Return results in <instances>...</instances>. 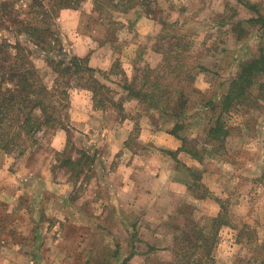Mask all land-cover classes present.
<instances>
[{
  "label": "rangeland",
  "instance_id": "obj_1",
  "mask_svg": "<svg viewBox=\"0 0 264 264\" xmlns=\"http://www.w3.org/2000/svg\"><path fill=\"white\" fill-rule=\"evenodd\" d=\"M42 1L46 5L47 11L50 12V20L54 24L53 29L60 37L61 45L56 47L54 43H52L53 45L45 44V47L42 46L41 48L40 46L41 49L47 48L44 49L46 52H43V50L34 45L36 42L32 43L29 40V37L17 36L15 27L9 23H7L10 26L9 28L3 27L1 22L0 45L4 41L10 43L18 38L23 48L30 47L35 55L33 57V65L23 64L25 68L32 67L33 70H36L50 89L54 87L55 70L62 69L57 65L60 61L68 65L73 62L71 61L73 58L84 59L83 64L88 63L92 69L97 71V73L93 74L94 79L99 80L108 88L107 90H102L97 99L105 100V108L102 110L95 109L94 107L97 103L95 104L93 101V93L81 87H76L75 84L77 83L73 77H67L66 82L68 84L63 81L62 88L69 91V104L71 103V98H77L76 104H79L78 97L87 96L81 93L89 94L91 101H89V98L85 100L91 102L90 106L95 109L94 111L98 112V116L102 117L96 127L92 128L96 130L109 125L113 116H117L111 109L119 110L122 114L123 110L121 108L126 101H129L126 99L127 95L120 85L122 80L120 77L121 72H125L128 78L132 80L137 75V71L143 70L149 60L153 62V57L150 56L151 51H156V53L161 55L162 61L158 62L153 69L158 68L163 62V55L172 53L175 50V44L180 41L181 47L188 48L187 57L183 64L187 68L194 70L195 80L191 83L187 82V85H192L193 88L199 91L192 95L190 115L185 122L184 120L182 121V126L196 140L200 137L202 127L206 124L205 122L212 117L211 115H205V111L208 110V107H206L208 101L216 98V96L221 98L220 96L227 89L229 82L234 80L239 73L240 64L259 59L264 54V0H122L121 3H118V0H77L76 5L66 6L61 10H54L52 3H50L51 1ZM248 1L252 2L254 9L242 4L243 2L246 4ZM15 3V8L18 11L22 10L20 18L27 20V12L23 10L29 9L28 5L31 4V0H16ZM134 8L137 12L148 14L156 21L165 23L164 21L168 20L170 23H165L159 36L154 39L147 34L142 35L139 33V30L145 27L144 23L141 26L133 25L131 28L132 33L126 32L118 18H121L120 13L133 10ZM40 20V24L48 26L47 19L42 20L40 18ZM117 32L119 36L124 38V42L125 39L130 40L127 42L126 49H124L126 42L117 43ZM121 48L126 55L125 59H123L124 62L118 63L117 49ZM53 50L54 52L51 53L50 51ZM22 56L25 59L29 58L26 52ZM148 56L150 59H148ZM9 58L10 56L7 53L1 54L0 52V65L12 67L9 64ZM135 64L138 67L136 69L134 68ZM201 66H207L211 70H201ZM1 76L2 73L0 74ZM41 79L39 78L38 82ZM172 80L178 81V79ZM224 85L226 86L224 87ZM7 87L12 88L10 84ZM248 92L250 95L245 96V102L228 114L227 125L230 128V137L227 143V152L224 153V150L217 146L216 150L207 155L208 157L203 165L205 170L220 169L222 175H227V183H224V186L230 191L228 184L231 183L232 185H229L232 190L228 195H234L233 203H228V210L230 209L233 213L234 230L244 229L242 237H239L241 235L240 231L238 234L237 231L230 229L222 232V245L219 250V257L221 256L220 264H264L262 262L264 261V180L254 175V172L258 174L259 171L264 170V101L259 100L261 98L259 94L262 96L264 94L258 90L256 85H253ZM117 103L121 104L122 107L120 106L121 108L117 109ZM137 105L141 111L139 115L146 112H152L147 115L155 113L154 111H147L138 103ZM79 106L81 107V104ZM128 108H132V106H128ZM84 112H86L85 109ZM156 113L159 114L158 112ZM67 114L70 116L69 111H67ZM192 114L194 115L192 116ZM124 115L125 113L122 114L123 117ZM70 122L71 120L69 121V119L67 122L65 121L63 127L66 124L70 125ZM158 126L160 127V123ZM250 128H254L256 134L252 133ZM139 129L136 125L133 127L131 143L136 142L135 139L139 135ZM98 133L96 132L93 136V141H101L102 136L98 138L100 136ZM38 139H42L40 135H38ZM200 142L202 140L198 139L196 143L200 144ZM37 148H33L30 151L31 154L28 153L24 157L19 156L17 153L14 154L15 167H30L34 161L32 158ZM102 151L103 148L101 149ZM66 153L65 157L57 162L59 168H56L57 173H55L56 180L63 185L67 183L69 177L65 173L66 170L62 169L60 165L62 161L67 160L68 156L76 155L75 147L69 145ZM130 158L131 155L129 153L126 155L124 153L119 154L117 166L121 163L125 165ZM152 158L150 155L142 157V159L149 161L148 163L154 161ZM90 161L92 164L91 158ZM142 166L144 167L139 160L137 168L141 169L140 167ZM257 167L259 171H257ZM123 172L127 173V171ZM133 173L140 174L137 171ZM85 176L92 177L91 168L88 169ZM129 177L132 181L133 179L134 181L137 180L133 174H130ZM122 180L117 182V208L120 202L122 208L131 205L136 195L130 194L131 183H128L129 178L127 179V176H125ZM206 180L207 182L212 181L209 177H206ZM27 182L29 183L30 181L28 180ZM96 182L93 177L90 186L85 189H79L76 195L82 194L79 201V206L82 208L99 207L111 210V215L105 218V224L107 225L105 237L102 235L99 237L96 234L97 232L93 231L97 240L109 241L113 238L111 228L114 222L116 221L117 225L120 222L119 211H117V215H113L115 203L110 196L109 189L100 187ZM37 186L41 187L39 184ZM214 188H218V186ZM218 190L220 191V188ZM247 197H249V200ZM121 198L122 200H120ZM246 200H248L249 204ZM44 201L43 203L41 202L40 206H37V203L29 204L28 201H26L27 204L23 205L28 213L30 208H44L46 212L45 222L48 223L56 218L58 222H62L66 220V217H71L74 219L73 221L79 222L78 218L81 220L83 217L65 215V209L79 207L77 206V200L71 201V203H61V206L57 205L53 200L47 199ZM145 203V200L139 199L140 205ZM200 205L204 207L205 204ZM247 207L251 210L248 215H246L248 213ZM211 209H213V203L206 207V213L197 209L194 213L195 218L204 217L205 219L207 215L204 214H207ZM230 211H228L229 219ZM11 214L4 215L0 220V264H29L26 257L21 254L24 249L21 246H25L24 241L27 239L24 240L25 238L18 237V234L16 236L13 235L14 233L11 229L13 224L19 221V218L23 219L24 216L19 213V215ZM85 216L87 218L85 220L89 225L97 224L94 217L87 214ZM31 217L35 221L38 216L34 215ZM198 219L197 221H199ZM250 221L252 225H244ZM50 239L49 243L54 244L53 241L55 240L52 237ZM41 246L39 244L35 247V250L39 251L41 249V254L44 257L45 262L41 264H66L61 261V255L65 253L66 246L53 245V252H57L55 259L51 261L53 263L48 260L52 256L50 252ZM92 246L90 245L89 249H92ZM117 246L119 245L117 244ZM34 255L36 253L32 254V256ZM78 259L80 260L81 256ZM144 263V259L139 258L131 262V264ZM153 263L160 264L159 260L151 261V264ZM77 264L81 263L77 262Z\"/></svg>",
  "mask_w": 264,
  "mask_h": 264
},
{
  "label": "crops",
  "instance_id": "obj_2",
  "mask_svg": "<svg viewBox=\"0 0 264 264\" xmlns=\"http://www.w3.org/2000/svg\"><path fill=\"white\" fill-rule=\"evenodd\" d=\"M121 2L122 0H118V3ZM242 4L254 9L252 2ZM120 16L118 21L122 23L126 32L132 33L133 25L141 26L144 23L145 27L140 28L139 33L147 34L153 39L159 36L165 23H170L168 20H165V23L156 21L144 12H137L135 8L120 13ZM128 41L130 40L125 39V43L124 38L117 32V43H125L124 49L127 48ZM122 50V48L117 49L118 63L124 62L123 59H125L126 54ZM151 52L153 62L149 60L144 69L147 67L153 69L158 62L162 61L161 55L156 51ZM148 59H150L149 56ZM201 67L211 70L207 66ZM134 68H138L136 64ZM228 87L220 96L221 98L216 96L208 101L210 105L205 115L212 117L205 122L200 137L196 140L183 128L182 120L173 114H157V111H154L153 115H147L152 112L139 115L141 111L135 100L126 101L123 105L124 117L120 116V111L111 109L117 116H113L109 125L99 130L92 129L102 117L98 116V112L90 106L91 102L85 100L89 98L91 101L89 94L81 93L88 97H78L79 104H76L77 98L75 97L70 100L68 110L70 125L66 124L65 127L40 134L42 139H38L39 146L37 150L35 149L36 152L32 158L34 161L30 167H15V156L7 155L0 150V220L8 213L24 216L23 219L19 218L20 220L18 219L19 221L13 224L11 229L13 235L18 234V237L27 239L24 241L25 246H21L24 248L21 254L26 257L27 262L29 264L45 262L41 249L35 250V247L41 244V247L46 248L52 255L48 258L49 262L55 259L57 253L53 252V245L66 246L65 253L61 255V261L66 264H77V262L81 264H131L138 258L144 259V264H151V261L158 260L160 264H185L186 262L189 264L199 262L220 264L219 250L222 245V232L230 229L237 231L238 234L240 231L239 237H242V232L244 233V229L234 230L233 213L230 209L228 210V203H233L234 195H228L232 190L229 185L231 183L228 184L230 191L224 186V183H227V175H222L220 169L205 170L203 167L207 155L216 150L217 146H220L224 153L227 152L230 137V128L227 124L228 114L231 112L222 114L220 106ZM262 99L264 101V98ZM262 99L259 98L260 101ZM211 102L214 103L215 110L211 109ZM219 124L226 127L228 133L225 139L222 142L219 141L218 144L213 137H208V132L211 127H217ZM135 125L140 128V132L135 139L136 142L131 143ZM250 129L256 134L254 128ZM96 132H99L98 138L102 136L100 142L93 141ZM198 139L202 140L200 144L196 143ZM69 145L75 147L76 152V155L70 156L71 161L75 162L83 152L89 157V161L90 158L92 159L93 163L91 164L90 161L89 166L83 169L78 178L72 177L71 173L65 171L69 179L63 185L58 183L55 173H57L56 168H59L57 162L67 154ZM121 153L125 155L129 153L131 158L125 165L121 163L117 166V157ZM148 155L152 156L154 161L148 163L149 161L142 159L143 156L148 157ZM139 160L144 165L140 167L141 169L137 168ZM90 168L92 177L89 178L85 175ZM256 169L259 171L258 167ZM135 171L140 174L133 173ZM256 173L254 172V175L264 180V170ZM130 174L135 175L137 180H130ZM125 176L129 178L128 183H131L130 194L136 195L131 205L122 208L120 202L117 208V182L123 181ZM93 177L100 187L109 189L110 196L115 203L113 215H117L119 211L120 222L118 225L116 221L114 222L111 228L113 238L109 241L97 240L93 231L97 232V236L105 237L107 231L105 218L111 215V210L99 207L82 208L79 206L82 194L76 195L79 189L90 186ZM206 177H209L212 183L207 182ZM28 180L31 183H28ZM216 186L220 188V191L214 188ZM247 198L249 200V197ZM47 199L55 201L59 206L61 203H71L77 200L78 205H76L79 207L65 209V215L83 217L81 220L78 218L79 222L66 217V220L62 222H58L56 218L48 223L45 222L44 208H30L28 213L23 205L28 201L29 204L37 203V206H40ZM139 199L145 200L146 203L140 205ZM248 200H246L247 203ZM203 203L205 205L201 207L200 204ZM212 203L213 209L204 214L207 217L197 218L199 220L197 221L195 211L199 209L206 213V207ZM247 209L246 215L251 213L250 208L247 207ZM228 211H230L231 221ZM86 214L94 217L97 224L89 225L85 220L87 219ZM34 215L38 216L35 221L31 217ZM212 221H218L219 224L215 240L211 236ZM246 223L244 225H252L251 221ZM40 231L42 232L39 233ZM207 236L212 247H210V255L205 257L201 247ZM50 237L55 240L54 244L49 243ZM90 245H93L92 249H89ZM33 253L36 255L32 256ZM79 256L82 261L78 259Z\"/></svg>",
  "mask_w": 264,
  "mask_h": 264
},
{
  "label": "trees",
  "instance_id": "obj_3",
  "mask_svg": "<svg viewBox=\"0 0 264 264\" xmlns=\"http://www.w3.org/2000/svg\"><path fill=\"white\" fill-rule=\"evenodd\" d=\"M47 1H51L54 10H61L63 7L73 6L77 3V0ZM15 2L16 0H0L1 26L9 28L10 26L7 25L9 23L15 27L17 36L29 37L32 43L39 44L38 46L34 43L39 48L45 44L53 45L52 43L56 44V47L61 45L60 37L53 29L54 24L50 20V12L47 11L42 0H31V4L28 5L29 9L23 10L27 12V20L20 18L22 10L18 11L15 8ZM38 18L39 20L40 18L42 20L47 19L48 26L40 24L41 20L39 22ZM175 45V50L172 53L163 55V62L158 68L148 67L137 71V75L132 80L128 78L125 72H121L120 85L127 95V100L137 101L147 111L173 114L185 122L192 108V95L199 91L192 85H187V82L191 83L195 80L194 70L183 64L187 57L188 48L181 47L180 41ZM44 49L41 50L46 52ZM0 52L1 54L7 53L12 62L9 61L12 67L0 65V74L2 73L0 77V150L7 155L12 156L17 153L24 157L28 153L31 154L30 151L39 146L38 135L63 127L64 122L68 121L69 91L62 88L63 81L65 84L67 83V77H73L76 80V87L93 93V101L95 104L97 103L95 109L102 110L105 108V100L97 99L100 92L108 88L99 80L94 79L93 74L97 71L92 69L88 63L83 64L84 59L73 58L71 59L73 62L68 65L60 61L57 65L62 69L55 70L54 87L50 89L36 70H33L32 67L25 68L24 64L33 65L35 55L30 47L23 48L18 38L14 42L4 41L1 43ZM24 52L28 54L29 58L25 59L22 56ZM50 52L53 53L54 50ZM200 69L205 70L204 67ZM4 72L6 73L4 74ZM39 78L41 79L40 82H38ZM172 79H178V81L175 82ZM8 84L12 88L7 87ZM253 85L258 86V90L264 94V54L259 59L247 61L240 65V71L236 78L230 82L221 103L220 111L222 114L230 113L237 106H241L246 100L245 96L250 95L247 91ZM259 95L261 99L264 97ZM209 105L208 103L206 107ZM120 106L121 104L117 103V109ZM211 109H216L213 102H211ZM121 110L123 109L121 108ZM120 116L122 117L121 112ZM227 133L226 127L224 128L219 124L217 127L210 128L208 137H213L219 144V141L222 142L225 139ZM80 154V158L75 162L71 161L69 156L67 160L61 162V166L75 178H78L83 169L87 168L90 163L86 154L83 152ZM218 226V221H212L211 236L214 240ZM206 238L201 247L205 257L210 255V247H212L208 236ZM185 264L189 263L186 262ZM198 264L202 263L199 262Z\"/></svg>",
  "mask_w": 264,
  "mask_h": 264
}]
</instances>
